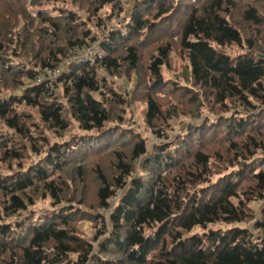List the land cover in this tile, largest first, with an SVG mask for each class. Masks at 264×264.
<instances>
[{"label":"trees","instance_id":"trees-1","mask_svg":"<svg viewBox=\"0 0 264 264\" xmlns=\"http://www.w3.org/2000/svg\"><path fill=\"white\" fill-rule=\"evenodd\" d=\"M257 201L264 0H0V264H264Z\"/></svg>","mask_w":264,"mask_h":264},{"label":"rangeland","instance_id":"rangeland-1","mask_svg":"<svg viewBox=\"0 0 264 264\" xmlns=\"http://www.w3.org/2000/svg\"><path fill=\"white\" fill-rule=\"evenodd\" d=\"M51 9V6H50ZM102 39V37H101ZM232 55H236L240 53L237 49H233L230 51ZM182 61L176 56V54H173V60L171 62L170 68H165L164 70V76L167 80L176 79V77L181 73L182 71ZM120 81L117 83L119 84ZM129 90L132 92L134 90L133 84L129 86ZM20 92V91H18ZM185 121V120H183ZM189 123V122H185ZM126 127H131L136 130V132L140 133L143 138L146 140V143L148 144L149 149L151 151L155 147L156 144L161 145L165 142H170L172 138L176 135V133L182 128L183 124H175L174 131L171 134V138L166 140H159L155 137V135L148 129L146 123H145V105L140 102H135L132 104L128 114H126V120H125ZM72 135L79 134L78 125L74 124L71 129ZM58 141V140H56ZM253 210L257 216V218H261L260 212L261 209L264 207V201H257L253 205ZM51 205L49 200H43L40 201L36 207L33 208V211L36 212L38 216H41V214L46 212H51ZM254 223L247 224V227L252 228ZM80 230L85 234V237L87 240H92L95 237V229L94 224L90 221H84L80 223L79 225ZM211 228H225L224 226H216ZM197 232H202L201 230H198Z\"/></svg>","mask_w":264,"mask_h":264},{"label":"built area","instance_id":"built-area-1","mask_svg":"<svg viewBox=\"0 0 264 264\" xmlns=\"http://www.w3.org/2000/svg\"><path fill=\"white\" fill-rule=\"evenodd\" d=\"M98 52V45L95 44L91 47H87L84 49H80L77 51V53L72 57V60L75 59H81V60H85V61H90L93 54ZM69 62L66 61L65 64L62 67H59L56 70H47L45 72H42L39 75V79H38V83H43V82H54L57 79H59V77L62 76L63 72H64V67L65 65H67Z\"/></svg>","mask_w":264,"mask_h":264}]
</instances>
